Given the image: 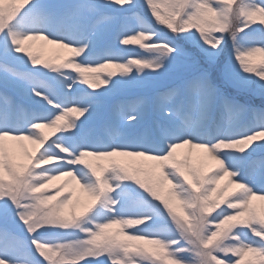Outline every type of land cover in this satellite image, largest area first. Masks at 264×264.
<instances>
[{"label": "snow or ice", "instance_id": "6c2138e0", "mask_svg": "<svg viewBox=\"0 0 264 264\" xmlns=\"http://www.w3.org/2000/svg\"><path fill=\"white\" fill-rule=\"evenodd\" d=\"M0 264H264V0H0Z\"/></svg>", "mask_w": 264, "mask_h": 264}, {"label": "rangeland", "instance_id": "374dc122", "mask_svg": "<svg viewBox=\"0 0 264 264\" xmlns=\"http://www.w3.org/2000/svg\"><path fill=\"white\" fill-rule=\"evenodd\" d=\"M37 43L39 44L42 42H37ZM128 52L130 55L137 54V53L141 55L144 54L143 51L139 49L137 46H129ZM57 53H59L61 56L65 54L63 53L62 50L52 49L51 46H44V49L42 51V55L44 58H54L57 55ZM54 183H59V182L57 181Z\"/></svg>", "mask_w": 264, "mask_h": 264}]
</instances>
